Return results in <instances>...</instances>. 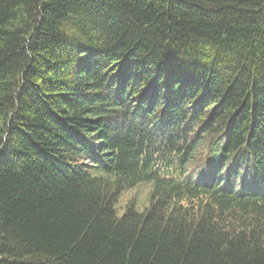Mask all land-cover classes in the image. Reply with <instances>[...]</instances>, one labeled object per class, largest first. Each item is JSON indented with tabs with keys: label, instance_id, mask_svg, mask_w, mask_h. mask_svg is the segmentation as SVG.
<instances>
[{
	"label": "trees",
	"instance_id": "1",
	"mask_svg": "<svg viewBox=\"0 0 264 264\" xmlns=\"http://www.w3.org/2000/svg\"><path fill=\"white\" fill-rule=\"evenodd\" d=\"M0 264H264V0H0Z\"/></svg>",
	"mask_w": 264,
	"mask_h": 264
},
{
	"label": "rangeland",
	"instance_id": "2",
	"mask_svg": "<svg viewBox=\"0 0 264 264\" xmlns=\"http://www.w3.org/2000/svg\"><path fill=\"white\" fill-rule=\"evenodd\" d=\"M152 186L146 182L139 183L126 189L116 203V210L121 215L130 204H134L140 211L145 210L150 203Z\"/></svg>",
	"mask_w": 264,
	"mask_h": 264
}]
</instances>
